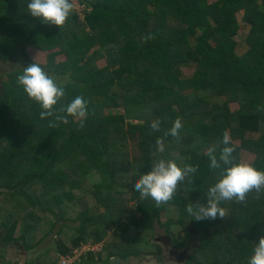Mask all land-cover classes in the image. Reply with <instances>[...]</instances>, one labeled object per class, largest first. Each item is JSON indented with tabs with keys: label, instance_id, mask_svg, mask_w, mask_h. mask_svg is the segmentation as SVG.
I'll use <instances>...</instances> for the list:
<instances>
[{
	"label": "trees",
	"instance_id": "obj_1",
	"mask_svg": "<svg viewBox=\"0 0 264 264\" xmlns=\"http://www.w3.org/2000/svg\"><path fill=\"white\" fill-rule=\"evenodd\" d=\"M77 1L82 14L71 10L56 26L31 16L27 0H0V60L20 49L33 61L27 51L35 47L46 51L40 65L47 72L66 77L65 95L43 119L16 83L22 68L0 79V241H18L27 252L51 242L25 264H53L82 242H101L77 264H102L158 255L155 224L173 237L183 231L182 243L190 224L202 235L187 264H247L264 236V188L243 201H221L224 216L215 219H191L185 207L205 202L219 171L209 166L208 149L218 154L224 136L235 161L243 149L264 170V0ZM238 11L249 26L241 54L234 38ZM100 58L103 66L96 65ZM192 62L191 74L181 77V65ZM75 95L87 101L83 118L63 111ZM229 102L237 108L230 110ZM154 119L156 130L149 126ZM176 119L181 128L173 137L168 130ZM160 159L195 172L177 182L170 200L156 204L141 198L132 181ZM92 169L97 180L87 175ZM36 183L39 191L32 189ZM83 194L102 210L85 201L82 209L71 208ZM10 262L0 253V264Z\"/></svg>",
	"mask_w": 264,
	"mask_h": 264
},
{
	"label": "clouds",
	"instance_id": "obj_2",
	"mask_svg": "<svg viewBox=\"0 0 264 264\" xmlns=\"http://www.w3.org/2000/svg\"><path fill=\"white\" fill-rule=\"evenodd\" d=\"M28 13L38 18L42 23L60 26L72 10L70 0H27ZM16 83L22 87L24 93L34 100L40 107L39 116L43 119L52 115L53 106L65 95L64 85L53 78L41 65L31 62L23 66L17 74ZM87 101L80 95L73 96L63 105L67 115H76L83 118L86 115ZM59 120L66 117L57 116ZM83 124V119L79 121ZM149 126L156 130L160 126L159 119L149 122ZM181 128L179 119L172 122L168 134L175 137ZM219 153L214 147L208 149L209 166L218 169V175L207 189L204 203H189L185 211L189 218L200 221L223 217L220 207L223 200L235 199L243 201L245 194L252 189L259 191L264 188V170L254 167L247 162L235 161L234 148L228 137L221 139ZM195 172L190 165L182 167L172 159L155 161L146 171L139 172L132 181V186L138 191L141 198L151 197L156 204L166 202L172 198L177 188V182ZM247 264H264V236H261L253 245Z\"/></svg>",
	"mask_w": 264,
	"mask_h": 264
},
{
	"label": "rangeland",
	"instance_id": "obj_3",
	"mask_svg": "<svg viewBox=\"0 0 264 264\" xmlns=\"http://www.w3.org/2000/svg\"><path fill=\"white\" fill-rule=\"evenodd\" d=\"M72 10L74 12L76 11L78 15H81L82 14V10H81V8H80V6H79V4L77 3L76 0H72ZM241 14H242L241 11H238L236 13L237 19L239 21L240 28L238 29V33L234 36V38L237 41L235 50H236V52L238 54L243 53L246 50V48H247V44H246V41H245V37H246L247 31H248V28H249V26L241 20ZM79 18L82 19L81 17H79ZM27 54L29 56V59H32L33 61H30L29 60V62H26L27 60L24 59V56H23L22 52L20 51V49H17L16 53L12 57H10L9 59H7V60H0V79L1 78H5V72L6 71H10L12 69L23 68V66H25V65H27V64H29L31 62L38 63L39 65L40 64H43L45 62L46 51L39 50V49L33 47L31 49H28ZM60 58L62 59L63 57L62 56L61 57L60 56H55V59L56 60H58ZM104 64H105V61H104L103 58H100V59H98L96 61V65L97 66H103ZM193 67H194V63L193 62L190 63V64H187V65H181V67H180L181 77L189 76L191 74V71H192ZM49 74L52 75L53 78L55 80H57L58 82H60V83H62L64 81V79H66V77L63 76V75H55V74H51V73H49ZM229 107H230V110H234L235 108H237V104L236 103H233V102H229ZM248 135L253 136L254 134L248 133ZM235 143L238 144V141H236ZM239 154H240V161L241 162H247V163H249L253 159V155L251 153L243 150V149L240 150V153ZM87 175H88V177L91 178V180H97L98 172L96 170L92 169V170H90V172L87 173ZM77 179H78V182H79V177H77ZM80 186L82 188L84 187V180L83 179H80ZM39 188H40V183H36L35 185L32 186V189L33 190L39 191ZM65 189L68 190V191H72L76 195H78V192H80V190H77V189L74 190L73 189V186H70V185H66L65 186ZM84 201L91 207V209L93 211L102 210V207H100L95 202V200H94V198L92 197L91 194H87L85 196L83 194L82 197L79 200H74V201L70 202V207L71 208H74V210H78L80 208L82 209V207L84 206ZM74 202H75V204H74ZM71 204H73L74 206H72ZM222 209H223V212H225V209L224 208H222ZM74 210H72V211H74ZM37 212L41 213L40 211H37ZM138 214H136V215L138 216ZM165 218H166V216L163 213H160L159 220L161 222H163L165 220ZM71 224L77 225V221L74 222V223H71ZM130 229H131V227H130ZM154 229H155V235L152 234L151 235V239L154 236H156V237H154L152 239L153 241L159 235L165 234L164 228L158 226L157 224H155ZM1 232L2 231L0 230V236H1ZM182 233H183V231H176V236L178 238H180L182 236ZM133 235L134 236L135 235H137V236L141 235V230H136V232L133 231ZM108 237H110V235ZM173 239H174V237H173ZM193 239L195 240V242L197 244L198 238L195 237V236H193ZM46 244H49L50 245L51 242L46 243V241H44L43 243H41L39 245V248L38 249L32 250L33 251L32 252V256H30L29 260H31V258H33L34 255L38 251L39 252H42L43 250H45ZM159 244H160V252L158 254V257H155V255H152V254H143L141 257L138 258V259H141L138 262V264L140 262L143 263V264H144V262H145V264H148L149 262L150 263H154V264H156V263L157 264H160V262L162 261V259L165 260V261H170V262H166L167 264L175 262V259L169 258V246H168L169 244H164L162 242H160ZM179 250H181V249H179ZM0 251L2 252V254L9 261H11L13 259V258H10L9 256H7V252L5 250V246H2L1 243H0ZM172 257H174V256H172ZM12 261H13V263L10 262V264H16V263H14V261L17 262L18 264H21L22 263V260L21 259H13ZM176 264H179V263H176Z\"/></svg>",
	"mask_w": 264,
	"mask_h": 264
},
{
	"label": "flooded vegetation",
	"instance_id": "obj_4",
	"mask_svg": "<svg viewBox=\"0 0 264 264\" xmlns=\"http://www.w3.org/2000/svg\"><path fill=\"white\" fill-rule=\"evenodd\" d=\"M186 227H187V230H188V235H187L184 243L181 242L183 240V237H184V232L182 233V236L180 238H178L176 236V232L174 234V239H173V236H170L171 234L166 233V232H165V234L159 235L157 237V239L160 242H162L164 244H169L168 245L169 246V258L175 259V262L169 263V264H176V263L187 264L188 256L190 255L191 248L199 246L198 240H199V237L202 235V231L200 229L194 227V226H191L190 224H187ZM193 236L198 238L197 244H196L195 240L193 239ZM0 243L2 244V246H5L6 252L10 251V246H15L17 249L20 248L18 251L21 252V255H24L25 253H28L23 248L21 249L22 246H21L20 243H18V241L11 242L12 245L11 244H6V243L4 244L1 241H0ZM179 249H181V250H179ZM0 253H2V252L0 251ZM172 256H174V257H172ZM155 257H158V255H155ZM138 258L139 257H136V258L134 257V260L126 261L125 263L122 260H121L122 262L121 261H117V262H115V264H123V263L124 264H138V262L141 260V259H138ZM13 259H16V257L13 258ZM19 259H22V256H20ZM166 262H170V261H165V260L162 259L160 264H167ZM14 263L18 264L15 261H14ZM109 263L110 262L102 263V264H109ZM209 264H217V263L216 262H211Z\"/></svg>",
	"mask_w": 264,
	"mask_h": 264
},
{
	"label": "built area",
	"instance_id": "obj_5",
	"mask_svg": "<svg viewBox=\"0 0 264 264\" xmlns=\"http://www.w3.org/2000/svg\"><path fill=\"white\" fill-rule=\"evenodd\" d=\"M70 1L72 3V0ZM79 6L81 8L80 4ZM101 246H102L101 242L100 243L82 242L72 247L69 252L64 254H59L57 262L53 264H77L81 262V260L84 257V254L87 251H92L96 253L101 249Z\"/></svg>",
	"mask_w": 264,
	"mask_h": 264
},
{
	"label": "crops",
	"instance_id": "obj_6",
	"mask_svg": "<svg viewBox=\"0 0 264 264\" xmlns=\"http://www.w3.org/2000/svg\"><path fill=\"white\" fill-rule=\"evenodd\" d=\"M12 245V244H11ZM20 248H16L15 246H10V251L9 252H7V256H9L10 258H15L16 257V259H19L20 258V256H22V263L23 264H25V261L30 257V256H32V252L33 251H31V252H28V253H25L24 255H21V252H19L18 250H19ZM21 249H22V247H21ZM17 252V253H16ZM124 262V261H123ZM21 263V264H22Z\"/></svg>",
	"mask_w": 264,
	"mask_h": 264
},
{
	"label": "water",
	"instance_id": "obj_7",
	"mask_svg": "<svg viewBox=\"0 0 264 264\" xmlns=\"http://www.w3.org/2000/svg\"><path fill=\"white\" fill-rule=\"evenodd\" d=\"M121 260L124 261V263H125L126 261L134 260V257L131 256V255L126 256L125 258L111 257V258H110V261H109V262H110L109 264H115V262H117V261H121ZM122 261H121V262H122ZM124 263H123V264H124ZM139 264H143V263L140 262ZM144 264H145V262H144ZM148 264H154V263H150V262H149Z\"/></svg>",
	"mask_w": 264,
	"mask_h": 264
}]
</instances>
